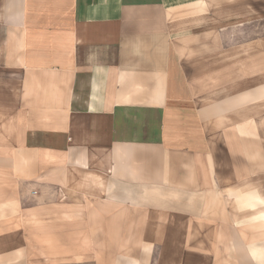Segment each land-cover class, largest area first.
I'll list each match as a JSON object with an SVG mask.
<instances>
[{
  "label": "crops",
  "instance_id": "crops-1",
  "mask_svg": "<svg viewBox=\"0 0 264 264\" xmlns=\"http://www.w3.org/2000/svg\"><path fill=\"white\" fill-rule=\"evenodd\" d=\"M245 12L246 0H0V264H136L118 236L196 240L202 213L262 171L264 91L214 97L245 74L213 52L229 42L214 26ZM163 247L177 264L181 246Z\"/></svg>",
  "mask_w": 264,
  "mask_h": 264
},
{
  "label": "rangeland",
  "instance_id": "rangeland-1",
  "mask_svg": "<svg viewBox=\"0 0 264 264\" xmlns=\"http://www.w3.org/2000/svg\"><path fill=\"white\" fill-rule=\"evenodd\" d=\"M245 15V20L240 25L237 23L234 25L231 20L229 25L214 26L215 40H221L218 36L229 34V42L215 41L213 52L216 54L227 51L229 55L227 59L231 67H237L239 64L238 67L245 68V74L228 76L223 88L215 86L214 97L219 94L217 90H221L225 97L228 93H237L244 89L247 93L250 90L253 92L254 88H261V91H264V0H246ZM202 46L205 50L206 44ZM237 52L240 53L239 58ZM222 54H218V58L213 59L215 68L223 61H227L226 56ZM243 56L245 59L242 58ZM234 62L235 65L232 64ZM238 82H240L239 85ZM261 101L262 105L259 108L261 113L257 112L259 114L256 115L259 117L256 119V125L262 142L261 173L252 174V176L247 173L243 185L236 188L229 186L227 196L229 202L224 203L223 208L220 206L215 216H211L214 214L212 212L202 213V219L197 220V228L195 226L191 228L190 237L192 239L195 237V241L181 244L179 242L181 235L173 236L175 239L173 242L178 243L184 250L179 252L178 259L175 260L177 264H264V97ZM254 103L251 101L244 104L243 107H246L249 114L247 117L254 113ZM230 109L233 110L234 107L230 106ZM55 190L59 192V195L62 193L60 187ZM57 209H60L59 204ZM96 237L106 242H109L111 238L107 234H98ZM165 237L166 235H162L154 239H165ZM126 238H129L128 242H124ZM149 238L150 234L118 236V242H122L121 246L126 245L119 252L120 255H128L129 261H131L130 257L138 259L136 264H172L171 259L163 257V246L167 244L178 249L180 246L164 241L151 243Z\"/></svg>",
  "mask_w": 264,
  "mask_h": 264
}]
</instances>
